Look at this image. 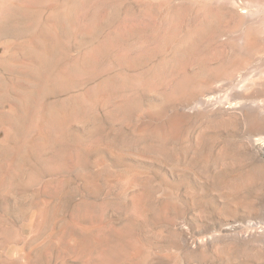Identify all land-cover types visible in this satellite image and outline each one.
<instances>
[{"label":"rangeland","instance_id":"obj_1","mask_svg":"<svg viewBox=\"0 0 264 264\" xmlns=\"http://www.w3.org/2000/svg\"><path fill=\"white\" fill-rule=\"evenodd\" d=\"M67 4L0 0V264H264V0Z\"/></svg>","mask_w":264,"mask_h":264},{"label":"bare ground","instance_id":"obj_2","mask_svg":"<svg viewBox=\"0 0 264 264\" xmlns=\"http://www.w3.org/2000/svg\"><path fill=\"white\" fill-rule=\"evenodd\" d=\"M79 0H65V2H67L69 5V11H70V8L72 5L76 4V2H78ZM67 12V11H66ZM54 15V14H53ZM49 30V28H48ZM46 31V30H45ZM44 31V32H45ZM51 32V31H49ZM38 51V50H37ZM45 53V52H44ZM43 53V54H44ZM134 77V76H133ZM139 77V76H137ZM63 79L64 77L60 75V79ZM59 79V80H60ZM45 80V78H44ZM44 80H41V79H34V82L33 86H29L27 87L26 91L24 92L23 90V94H22V98H21V101H22V106L26 104L27 106V103H26V99L27 97L29 96V94L32 92V94L34 93L35 95H40V91H44L46 88L48 89L49 87V84L45 83ZM61 81V80H60ZM113 81H106V83H102L104 85L109 86L110 87V84H112ZM140 83V82H139ZM98 88V87H97ZM111 88V87H110ZM101 89V88H99ZM43 94V92H42ZM30 99V97H29ZM31 100H32V95H31ZM252 101H255V100H252ZM185 106V104H182ZM183 107V106H182ZM264 108V107H263ZM74 110H71L69 111L68 109H64L63 107H41V105L36 109V112L34 113L33 117H32V122H40L44 128L46 130H44L41 134H38V136L40 135L44 141H46L47 138H49V135L52 134V132H54V130L56 128H61V126L65 125L66 122L70 119L71 117V114L73 113ZM35 124V123H34ZM40 125V124H39ZM36 126V124H35ZM22 129V128H21ZM41 129V128H40ZM42 130V129H41ZM24 131V130H23ZM50 132V133H48ZM40 133V132H38ZM36 136V137H38ZM29 137V136H28ZM51 137V136H50ZM34 140H35V137H34ZM40 140V141H42ZM14 141V140H13ZM37 141H38V138H37ZM29 142V141H28ZM31 142V141H30ZM36 144V143H35ZM23 145H24V142L19 138L16 143H15V146L14 148L17 150V155H20L21 153L20 152H23L25 150H23ZM31 145V144H30ZM28 146V145H27ZM36 146V145H35ZM106 146H107V149L109 151H112L114 152L115 154L118 153V151H120V147L117 146L116 144L112 143V142H107L106 143ZM31 147V146H30ZM98 146L95 145L94 146V149H96ZM224 147V146H223ZM30 149V148H29ZM32 150V149H31ZM222 151V150H221ZM221 151L219 152V154H221ZM16 153V152H14ZM206 161H210V160H206ZM224 165H236V162L235 161H232V162H224Z\"/></svg>","mask_w":264,"mask_h":264}]
</instances>
